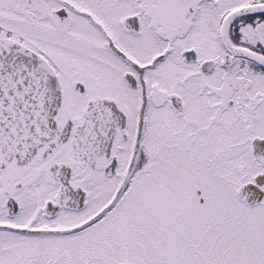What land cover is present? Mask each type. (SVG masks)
Segmentation results:
<instances>
[{
    "label": "snow or ice",
    "instance_id": "1",
    "mask_svg": "<svg viewBox=\"0 0 264 264\" xmlns=\"http://www.w3.org/2000/svg\"><path fill=\"white\" fill-rule=\"evenodd\" d=\"M0 264H264V0H0Z\"/></svg>",
    "mask_w": 264,
    "mask_h": 264
}]
</instances>
